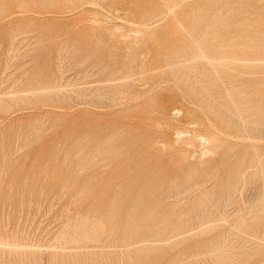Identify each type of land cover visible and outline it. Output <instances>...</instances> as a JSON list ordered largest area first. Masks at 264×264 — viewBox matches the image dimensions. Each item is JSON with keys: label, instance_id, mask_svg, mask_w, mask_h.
Returning <instances> with one entry per match:
<instances>
[{"label": "rangeland", "instance_id": "1", "mask_svg": "<svg viewBox=\"0 0 264 264\" xmlns=\"http://www.w3.org/2000/svg\"><path fill=\"white\" fill-rule=\"evenodd\" d=\"M263 236L264 0H0V264H264Z\"/></svg>", "mask_w": 264, "mask_h": 264}, {"label": "bare ground", "instance_id": "2", "mask_svg": "<svg viewBox=\"0 0 264 264\" xmlns=\"http://www.w3.org/2000/svg\"><path fill=\"white\" fill-rule=\"evenodd\" d=\"M178 5H179V4H178ZM170 8H171V7H170ZM181 28H182V27H181ZM182 29H183V28H182ZM202 55H203V54H202ZM204 58H205V57H204ZM182 63H184V62H182ZM177 65H178V64H177ZM215 74H216V73H215ZM244 75H245V74H244ZM166 83H167V82H166ZM122 105H123V104H122ZM229 114H230V113H229ZM231 114H232V113H231ZM237 114H238V113H237ZM232 115H233V114H232ZM182 116H183V115H182ZM234 116H235V115H234ZM244 120H245V119H244ZM241 121H242V120H241ZM245 123H246V122H245ZM184 124H185V123H184ZM194 126H195V125H194ZM210 127H211V126H210ZM215 130H216V129H215ZM217 132H218V131H217ZM171 133H173V131H172ZM177 133H178V132H177ZM177 133H176V134H177ZM178 134H180V133H178ZM178 134H177V135H178ZM184 134H185V133H184ZM212 134H213V133H212ZM221 134H222V133H221ZM172 135H173V134H172ZM172 135H171V136H172ZM191 135H192V134H191ZM174 136H175V135H174ZM174 136H173V137H174ZM197 136H198V135H197ZM197 136H196V137H197ZM181 138H182V137H181ZM197 138H198V137H197ZM178 139H180V138L178 137ZM186 139H187V138H186ZM199 139H200V138H199ZM234 139H235V138H234ZM191 140H192V139H191ZM178 141H179V140H178ZM182 141H184V140H182ZM186 141H187V140H186ZM203 141H204V140H203ZM190 142H191V141H190ZM190 142H188V143H190ZM207 142H208V141H207ZM207 142H206V143H207ZM215 142H216V141H215ZM177 143H178V142H177ZM177 143L175 142V144H177ZM196 143H197V142H196ZM196 143H195V144H196ZM185 144H186V143H185ZM156 145H157V144H156ZM188 145H189V144H188ZM161 146H162V145H161ZM185 146H186V145H185ZM189 146H190V145H189ZM187 150H188V149H187ZM205 152H206V151H205ZM193 153H194V152H193ZM209 153H210V152H209ZM183 155H184V153H183ZM185 156H186V155H185ZM205 156H206V155H205ZM201 157H202V155H201ZM208 186H209V185H208ZM259 190H260V189H259ZM241 217H242V216H241ZM263 237H264V236H263ZM21 247H22V246H21ZM131 247H132V246H131Z\"/></svg>", "mask_w": 264, "mask_h": 264}]
</instances>
